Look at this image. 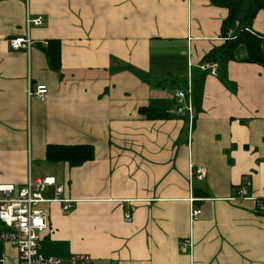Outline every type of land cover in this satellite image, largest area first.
<instances>
[{
	"label": "crops",
	"instance_id": "crops-1",
	"mask_svg": "<svg viewBox=\"0 0 264 264\" xmlns=\"http://www.w3.org/2000/svg\"><path fill=\"white\" fill-rule=\"evenodd\" d=\"M241 1L243 18L251 0ZM37 17L43 25L28 27ZM227 17L212 0H0V186L53 177L75 201L68 214L60 204L39 205L48 213L43 255L86 254L92 264H264V66L235 50L234 60L215 55L216 76L196 68L224 43ZM250 29L264 38V8ZM27 34L29 52L9 48V39ZM54 40L59 71L45 52ZM188 60L191 133L173 102ZM29 84L47 87L44 101L28 98ZM77 145L91 146L93 159L78 167L46 160L48 146ZM191 167L203 168L204 178ZM246 182L251 200L237 199ZM52 195L48 188L44 198ZM190 198L200 210L192 221ZM189 238L192 250L180 249ZM0 254L17 264L8 244L0 242Z\"/></svg>",
	"mask_w": 264,
	"mask_h": 264
},
{
	"label": "built area",
	"instance_id": "built-area-1",
	"mask_svg": "<svg viewBox=\"0 0 264 264\" xmlns=\"http://www.w3.org/2000/svg\"><path fill=\"white\" fill-rule=\"evenodd\" d=\"M28 27H40L43 25V19L37 17L27 20ZM236 30L244 32L252 31L248 28L240 26L235 21L231 28L222 36V41H233L236 38ZM12 51L29 52L32 41L27 34L25 37H17L7 41ZM45 46L47 43H43ZM190 60L187 62V74L183 83V87L173 92L174 115L178 119H182L187 123L188 132L194 125L196 111L193 104V76ZM197 69L209 73V75H217L216 60L203 61L196 66ZM48 89L44 85L32 86L29 84L27 90L28 98H34L44 101ZM189 140V137H188ZM190 175L202 180L205 176V170L200 167H191ZM250 183L246 182L237 192V199L251 200L247 197ZM51 188L53 190L52 199L44 198L45 191ZM194 200H188L190 206V220H194L200 215V210L193 207ZM44 203H56L61 205V211L64 214L70 213L75 205V201L63 198V189L57 186L53 177H44L41 179L28 178L27 182L16 189L12 185L0 186V242L6 243L17 252V264H91L92 259L86 254L71 255L65 260L52 258L43 255L40 251L41 235L48 229V213L39 208ZM263 207L260 205L255 209L256 214H260ZM127 223L131 222L129 213L124 214ZM180 249L192 250L193 243L191 239H184L179 243ZM0 264H4V258L0 254Z\"/></svg>",
	"mask_w": 264,
	"mask_h": 264
},
{
	"label": "trees",
	"instance_id": "trees-1",
	"mask_svg": "<svg viewBox=\"0 0 264 264\" xmlns=\"http://www.w3.org/2000/svg\"><path fill=\"white\" fill-rule=\"evenodd\" d=\"M213 4L218 7L226 8L228 10V17L222 26V36L226 35L229 28L232 27L235 21H238V14L242 9L241 0H212ZM264 8V0H251L244 17L241 19L243 28H251L255 14ZM239 22V21H238ZM240 23V22H239ZM251 30V29H250ZM236 38L233 41H226L222 46L209 53L204 61H215V55L220 59L226 58L234 60V52L239 46L245 48L246 56L243 62L248 64H255L264 66V38L252 31L244 32L236 30ZM49 58L50 66L53 70H60V44L58 41L48 42L45 50ZM141 114L147 119L161 118L160 114H155L153 110L142 109ZM182 120V119H181ZM93 159V149L87 145L77 146H48L46 149V160L50 163H67L70 167H78L85 162Z\"/></svg>",
	"mask_w": 264,
	"mask_h": 264
},
{
	"label": "rangeland",
	"instance_id": "rangeland-1",
	"mask_svg": "<svg viewBox=\"0 0 264 264\" xmlns=\"http://www.w3.org/2000/svg\"><path fill=\"white\" fill-rule=\"evenodd\" d=\"M243 9H244V7H243ZM243 9H242V10H243ZM242 13H243V12L241 11L240 14H239V18H242V16H243ZM240 52H242L243 54H244V52H245V50H244V48H243L242 46H239V47L236 49L235 55L237 56ZM171 88H173V87H171ZM91 264H92V263H91Z\"/></svg>",
	"mask_w": 264,
	"mask_h": 264
}]
</instances>
